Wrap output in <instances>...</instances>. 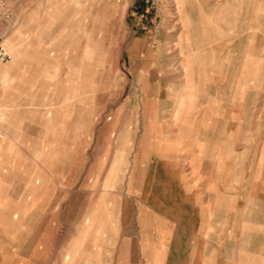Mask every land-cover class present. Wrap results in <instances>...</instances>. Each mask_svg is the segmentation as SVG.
<instances>
[{"label": "rangeland", "instance_id": "rangeland-1", "mask_svg": "<svg viewBox=\"0 0 264 264\" xmlns=\"http://www.w3.org/2000/svg\"><path fill=\"white\" fill-rule=\"evenodd\" d=\"M1 49L0 245L41 230L46 246L70 241L68 212L61 229H41L54 181L69 213L81 209L83 264L135 261L132 214L156 158L186 155L217 125L228 208L255 193L264 204V0H0ZM26 163L29 181L5 180ZM12 182L35 193L29 211Z\"/></svg>", "mask_w": 264, "mask_h": 264}, {"label": "crops", "instance_id": "crops-1", "mask_svg": "<svg viewBox=\"0 0 264 264\" xmlns=\"http://www.w3.org/2000/svg\"><path fill=\"white\" fill-rule=\"evenodd\" d=\"M179 143L171 140L165 146L177 149ZM186 149V155L177 149L169 151L174 153L169 157L156 158L155 182L137 194L138 203L132 214L138 230L139 254L135 261L124 264H264V219L258 217L259 211L264 212V204L257 203L258 193L253 194L247 208L239 199L232 208L227 206L224 129L217 125L207 135H193ZM25 169L24 173L4 178L29 181L32 166L26 163ZM240 175L234 174L233 180ZM12 185L9 196L13 200L32 196L31 203L25 205V211H29L34 206L35 193L25 191L18 183ZM50 187L49 183L47 200H41V229L46 223L61 229L68 212L74 229L70 241L63 245L54 238L51 246H46V230L37 236L15 235L10 247L0 245V264H83L86 260L81 250V209L75 208L71 215V206L66 207L65 197L55 191L58 183L53 181L52 191ZM243 210L248 215L242 217ZM227 213L237 217L233 221L237 230L232 235H227ZM30 215L20 219L19 227L34 226ZM42 238L40 254L38 244ZM92 261L89 264H97Z\"/></svg>", "mask_w": 264, "mask_h": 264}, {"label": "built area", "instance_id": "built-area-1", "mask_svg": "<svg viewBox=\"0 0 264 264\" xmlns=\"http://www.w3.org/2000/svg\"><path fill=\"white\" fill-rule=\"evenodd\" d=\"M6 57H7L6 53H4V52L2 51V49H1V50H0V60L4 61Z\"/></svg>", "mask_w": 264, "mask_h": 264}, {"label": "bare ground", "instance_id": "bare-ground-1", "mask_svg": "<svg viewBox=\"0 0 264 264\" xmlns=\"http://www.w3.org/2000/svg\"><path fill=\"white\" fill-rule=\"evenodd\" d=\"M103 33H105V32H103ZM101 34V33H100ZM101 37V36H100ZM102 38V37H101ZM100 38V39H101ZM101 41V40H100ZM98 42V41H97ZM97 45V44H96ZM98 47H99V44H98ZM189 75H190V73H189ZM197 79V78H196ZM189 82V81H188ZM196 82V81H195ZM191 84V83H190ZM181 86V85H180ZM172 98V97H171ZM160 110V109H159ZM177 110V109H176ZM173 114V113H172ZM175 116V115H174ZM243 139V138H242ZM239 157V156H238ZM179 159H181L180 157H178ZM174 159V158H173ZM238 160V159H237ZM241 160V159H240ZM241 161H239V163H240ZM241 164V163H240Z\"/></svg>", "mask_w": 264, "mask_h": 264}]
</instances>
